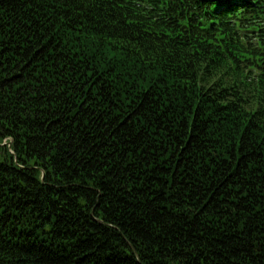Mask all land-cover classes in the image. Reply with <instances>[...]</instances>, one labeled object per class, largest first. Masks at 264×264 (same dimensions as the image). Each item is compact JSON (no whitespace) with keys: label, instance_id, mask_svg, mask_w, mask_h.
<instances>
[{"label":"trees","instance_id":"16d2710c","mask_svg":"<svg viewBox=\"0 0 264 264\" xmlns=\"http://www.w3.org/2000/svg\"><path fill=\"white\" fill-rule=\"evenodd\" d=\"M0 264H264V0H0Z\"/></svg>","mask_w":264,"mask_h":264}]
</instances>
